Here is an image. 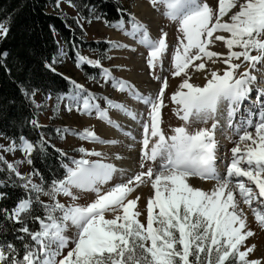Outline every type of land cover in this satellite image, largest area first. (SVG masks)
<instances>
[{
  "label": "snow or ice",
  "instance_id": "6c2138e0",
  "mask_svg": "<svg viewBox=\"0 0 264 264\" xmlns=\"http://www.w3.org/2000/svg\"><path fill=\"white\" fill-rule=\"evenodd\" d=\"M150 2L154 7L158 3L164 5V15L178 23L182 34L172 56L173 76L185 77L171 96L177 105L176 115L185 125L207 123L212 119L211 127L190 132L186 126H180L166 136L160 124L167 80L162 81L155 97L143 96L134 86L117 81L113 87L128 91L150 109L148 122L142 124L141 168L145 167L144 162L157 159L161 161L159 168L148 167L105 191L101 186L111 181L117 172L125 175L124 170L99 161L73 159L74 167L62 164L66 170L64 178L53 180L46 188L43 177H40L41 183L33 182L32 176H40L37 170L24 175L13 164H7L8 170L21 182L18 186L25 196L11 211L0 209V214L18 226L15 231L20 233L17 239L22 242L23 254L12 243L0 244V264H262L259 259H249L256 245L248 246L246 241L255 233L248 228L247 215L240 205L248 206L255 221L264 229V89L256 97L261 106L259 119H255L256 113L250 109L239 124L234 125L233 120L241 104L253 92L252 85L257 81L253 71L258 70V65L264 67V0H218L216 10L201 0ZM225 16H228L226 21ZM120 30L150 50L147 60L150 68L154 69L168 50L167 33L153 39L147 27L135 18L131 29ZM218 32L229 35H215ZM8 33L9 27L0 22V40L7 38ZM218 41L228 49L226 54L210 50ZM112 46L128 47L115 42ZM7 55V52L0 53L2 57ZM217 59L227 65L223 74L210 71L211 78L203 87L189 82L195 72L205 70L208 61L215 64ZM80 64L101 67L99 60L83 56H78L77 67ZM244 64L247 68L237 75ZM45 67L55 71L52 64L46 63ZM190 69L194 71L190 73ZM102 75L111 79L109 69L103 68ZM72 84L78 91L67 97L69 112L75 108L81 114L95 113L109 125L120 127L108 116L107 109L92 102L88 98L90 94H84L83 86L75 81ZM24 95L27 97L29 93L24 91ZM31 95H35V90ZM107 103L110 108L137 120V115L124 105ZM221 105L225 107L228 126L238 136L223 174L217 167L215 138L219 125L216 117ZM30 123L40 127L36 120ZM60 131L57 129L58 133ZM74 134L94 142L118 143L101 140L88 128ZM151 138L155 139L149 149ZM46 143L43 136L36 144L21 136L19 145L13 141L3 150L19 149L31 165L32 153L45 152ZM79 151L89 156L101 155L86 152L84 148ZM2 159L0 157V161ZM190 177L211 180L215 184L210 191H205L193 187ZM149 183L154 195L147 200L144 223L139 219L142 213L137 207L140 197H129L137 188ZM3 186L4 182L0 181V187ZM73 189L94 193L95 199L87 204L77 203L79 197ZM60 195L70 197L73 203H60L57 199ZM5 196L0 192V199ZM41 196L48 200H42ZM39 209L43 210V215L36 214ZM30 223H38V229L30 227ZM72 229L75 235L70 237L67 233ZM65 249H68L66 254Z\"/></svg>",
  "mask_w": 264,
  "mask_h": 264
},
{
  "label": "rangeland",
  "instance_id": "374dc122",
  "mask_svg": "<svg viewBox=\"0 0 264 264\" xmlns=\"http://www.w3.org/2000/svg\"><path fill=\"white\" fill-rule=\"evenodd\" d=\"M124 5L128 7L130 19L120 20L114 25L108 27L99 19H89L85 20L78 16L75 8L66 0H58L57 8L59 12L73 16L78 21L79 25L83 28L84 34L88 39H104L113 44L119 43L121 45H127L128 47H113L109 52V59L105 63H101V68L109 69L111 73V79H105L101 74L98 80L92 78H84L81 73V64L77 67V63L73 64L68 59L65 50L62 48L56 57L57 67L66 76L71 78L76 84L83 86L84 94H90L89 99L92 102L98 104L100 108L107 109L108 116L113 120L114 124L120 125V130L123 132H130L134 135H125L126 139L119 138L114 139L113 131L115 129L114 125H109L106 120L97 118L94 113L92 115L81 114L73 108L71 112L66 109V104L68 103L67 97L71 95H60V96H48L46 98L42 97L38 91H35V95L31 98L35 105L39 109V122L42 124H51L55 128V136L50 138V141L58 147L66 156L71 160L70 167L72 165V160H79L81 158L88 159L90 161H99L105 164H112L117 169H122L125 175H121L120 172L114 174V177L107 184L102 185L103 190H108L115 184L122 183L127 180L129 176H133L141 171H146L148 167L153 169H158L161 161H147L145 167L141 168L142 155V140H143V128L142 124L148 122V112L149 107L144 105L142 102L137 100L134 96L130 95L128 91H119L113 84L117 81H125L128 84L134 86L138 93L143 96L155 97L162 87V81L167 80L168 87L165 89L164 93V107L161 109V124L163 132L166 136L172 135V129L180 126H186L190 132L198 130L200 128H210L213 120L209 119L207 123L200 122H190L185 125L177 115V105L172 102L171 96L178 90L179 85L185 78L183 75L176 77L173 76L174 71L172 67V56L178 45L181 33L178 31V23L168 19L165 15V6L162 4H156L155 7L150 2V0H122ZM202 3L208 4L214 10L218 7V0H201ZM234 11V10H233ZM157 13L159 19L155 21L153 26L151 24V14ZM231 15V13L229 14ZM133 18L135 21L143 23L150 36L153 39H158L162 33H167L166 43L168 44V50L164 53L162 60L156 63V67L150 68L148 66L147 60L149 56V49L145 46L140 45L136 39L131 38L130 35H126L121 28L131 29ZM228 19V16L224 17V20ZM217 34V33H216ZM215 34V35H216ZM136 42L137 45H133ZM218 43V42H217ZM132 49H135L134 51ZM211 50V46H210ZM228 51V49L226 48ZM235 51H240L239 48H234ZM256 55V52L252 53ZM89 60H96V55L93 51H82L81 55ZM242 59V58H241ZM239 63L240 61H234ZM198 63V62H197ZM227 65H225V69ZM247 68V64H244L237 72H240ZM258 70L253 71V75L256 77H261L260 82H264V67L257 66ZM224 69V70H225ZM190 73L194 69L189 70ZM208 71L206 64L205 70L199 71L198 73L204 74ZM223 74V71L220 72ZM156 77H160L157 79ZM211 76L209 77V79ZM208 80V79H207ZM205 82H194L190 80L189 82L193 85L203 87ZM194 82V83H193ZM259 82V81H258ZM262 85V83H261ZM257 83H254V93H252L248 101L243 102L240 106L239 112L233 120V124H239L242 117H246L251 109L256 113L255 119H259V112L261 111V106L258 101H256V95L259 94V87ZM258 92V94H257ZM63 97L64 99H59ZM93 97L95 98L93 100ZM107 101H112L116 104L124 105L125 108L132 113L137 115V120L131 119L125 112L120 111L115 108H110ZM255 102V103H254ZM216 119L219 120V125L216 129L215 138L218 143L217 148V167L224 173L226 171V165L231 159V148L235 146L234 141L238 139L234 130L228 126L226 119V110L223 105H221L219 112L217 113ZM132 127V129H131ZM88 128L96 133V135L105 141L115 140L118 143L115 144H105L94 142L91 140L81 139L78 135L74 133L82 132L83 129ZM57 129L61 131L58 133ZM70 129L71 131H65ZM132 130V131H130ZM136 136V137H135ZM136 138V139H135ZM129 139V141H128ZM155 138L150 139L149 149L151 148V143L154 142ZM12 142L5 140L0 136V157L2 161L0 164L7 167V164H13L17 170L24 175L31 173L29 164L26 162L25 154L17 149L14 152L4 151ZM80 148H84L86 152H99L100 156H89L85 155L79 151ZM119 156L120 159L116 157ZM128 161V163H127ZM33 182L38 184L35 176H32ZM73 192L79 197L76 201L80 204L90 203L95 199V194L90 192H82L73 189ZM154 195V190L151 188L150 183L142 185L137 188V190L132 193L129 198H134L136 196L140 197L138 202V210L142 213L139 217L141 222L146 223V204L149 197ZM42 200L47 201L48 197L41 196ZM60 203L71 204L73 201L70 197L60 195L57 197ZM244 213L247 215L248 228L254 231L255 235L250 237L246 241V245H256L255 251L249 255V259H259L262 264H264V229L255 221L252 210L241 203ZM255 203L253 207H255ZM111 218V215H108ZM252 221L256 222V227L252 228ZM67 235L70 237L75 235V229L70 230ZM260 238V239H259ZM69 247H72L70 244ZM241 250H244L243 248ZM68 249H65L66 252Z\"/></svg>",
  "mask_w": 264,
  "mask_h": 264
},
{
  "label": "trees",
  "instance_id": "16d2710c",
  "mask_svg": "<svg viewBox=\"0 0 264 264\" xmlns=\"http://www.w3.org/2000/svg\"><path fill=\"white\" fill-rule=\"evenodd\" d=\"M72 4L79 17L85 20L99 19L110 27L120 20H129V10L122 0H66ZM58 0H0V22L9 27L7 38L0 40V53L7 52V57L0 56V136L10 142L20 143V137L36 144L43 136L46 151L32 153L31 172L38 184L43 177L47 188L53 180L63 179L65 168L71 165L68 156L62 155L50 138L55 136L51 124L39 122V109L31 98V93L38 91L42 97L72 95V79L66 76L56 64V57L63 48L71 63L76 64L82 51H93L96 60L105 63L109 59L112 43L104 39H88L75 17L59 12ZM55 61V62H54ZM52 64L55 71L45 67ZM84 78L98 80L102 68L90 64H81ZM29 95L26 97L24 91ZM36 120L40 127L30 122ZM60 150V151H57ZM0 181L4 182L0 192L6 194L0 199V209L11 211L18 200L25 196L21 183L14 173L0 164ZM17 186H13V185ZM37 215H43L39 209ZM18 227L0 214V244L12 243L23 254L22 242L17 239ZM38 229V223H30Z\"/></svg>",
  "mask_w": 264,
  "mask_h": 264
},
{
  "label": "bare ground",
  "instance_id": "6f19581e",
  "mask_svg": "<svg viewBox=\"0 0 264 264\" xmlns=\"http://www.w3.org/2000/svg\"><path fill=\"white\" fill-rule=\"evenodd\" d=\"M234 11H235V9H234ZM158 19H159L158 14L157 13H152L151 14V24L152 25H150V26H153L155 24V21L158 20ZM226 20H228V19H225V21ZM216 35H225L227 37L229 34L223 33V32H218ZM132 43H133V45H137L136 42L132 41ZM211 50L212 51H216L218 53H222V54H226L227 53L226 46L224 45V43L222 41H218V43L216 42L214 45H212L211 46ZM207 67H208V71L206 73L200 74L198 72H195V74L192 75L191 80L194 81V82H205L210 77V71L215 70V71H218L220 73V72L224 71L225 64H223L222 62H220L219 59H217V62L215 64H213L211 61H208L207 62ZM252 88H253V85H252ZM252 93H254V88H253V92ZM257 94H258V92H257ZM246 101H248V99L245 100L244 102H246ZM237 114L238 113H236V115ZM236 115H235V117H236ZM115 128H117V127H115ZM131 129H132V127H131ZM130 131H132V130H130ZM125 133H130V132H123L122 130H120V127H119V129H115V131H113L114 139L118 140L119 138H123V139L127 140L126 136L124 135ZM133 134H135V133H133ZM133 134L131 135V137H134ZM128 141H129V139H128ZM127 163H128V161H127ZM218 170L223 174L221 169L218 168ZM189 183L193 187H198V188H201V189H203L205 191H210L213 188L214 184H215L214 181H211V180H200L199 178H196V177H190L189 178ZM240 207L242 208L243 206L240 205ZM251 226H252V228H255L256 227V222L252 221Z\"/></svg>",
  "mask_w": 264,
  "mask_h": 264
}]
</instances>
